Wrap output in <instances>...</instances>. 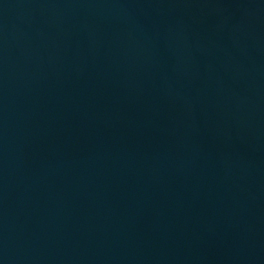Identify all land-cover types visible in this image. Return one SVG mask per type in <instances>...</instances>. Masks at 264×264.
Wrapping results in <instances>:
<instances>
[{
	"label": "water",
	"instance_id": "water-1",
	"mask_svg": "<svg viewBox=\"0 0 264 264\" xmlns=\"http://www.w3.org/2000/svg\"><path fill=\"white\" fill-rule=\"evenodd\" d=\"M0 264H264V0H0Z\"/></svg>",
	"mask_w": 264,
	"mask_h": 264
}]
</instances>
